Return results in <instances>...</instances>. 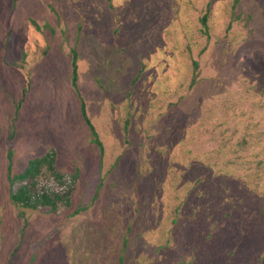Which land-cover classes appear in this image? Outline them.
I'll use <instances>...</instances> for the list:
<instances>
[{"label":"rangeland","instance_id":"obj_1","mask_svg":"<svg viewBox=\"0 0 264 264\" xmlns=\"http://www.w3.org/2000/svg\"><path fill=\"white\" fill-rule=\"evenodd\" d=\"M235 2L0 0V264H264V0ZM25 87L14 171L55 146L81 173L59 217L9 198Z\"/></svg>","mask_w":264,"mask_h":264},{"label":"trees","instance_id":"obj_2","mask_svg":"<svg viewBox=\"0 0 264 264\" xmlns=\"http://www.w3.org/2000/svg\"><path fill=\"white\" fill-rule=\"evenodd\" d=\"M239 2L236 0L234 7ZM51 10L53 7L49 6ZM54 11V10H53ZM210 10L206 9L205 14L201 18L202 33L209 38V19ZM30 24L41 34L48 35L54 34L55 29L49 24L45 23L40 25L37 21L32 18H28ZM231 24L229 25V28ZM228 28V29H229ZM9 32L7 35H9ZM63 37L67 41V32L63 31ZM6 43L10 40L9 37L6 38ZM71 54V85L76 92L79 99L80 113L81 116L88 127L91 135V143L94 144L100 151L101 154L104 153V145L101 141L100 135L93 124L91 118L88 114L87 104L84 97L81 95L78 87L79 79V54L76 47L70 50ZM193 73L190 82V87H193L198 80L199 76V62L193 61ZM141 71H139L132 82L134 84L138 81ZM28 88L23 90V98L15 105V115L11 121V126L8 131L6 145H7V174L9 183V198L11 203L18 208L19 216L24 215V210L30 211H44L49 215L62 216L64 213L69 211L73 206V197L77 191L79 180L81 178V173L78 169L73 172L65 171L58 167L59 154L55 147H48L47 151L39 157L30 159L27 166L19 172L14 171V158H15V137L18 133L16 122L18 118L21 105L25 99V95ZM127 128V126H126ZM97 199L94 196L93 201ZM90 205L79 207L74 215H77L88 209ZM121 262V261H120ZM182 264H187L183 262Z\"/></svg>","mask_w":264,"mask_h":264},{"label":"crops","instance_id":"obj_3","mask_svg":"<svg viewBox=\"0 0 264 264\" xmlns=\"http://www.w3.org/2000/svg\"><path fill=\"white\" fill-rule=\"evenodd\" d=\"M35 30H36V29H35ZM36 31H37V30H36ZM37 32H38V31H37ZM38 33H40V32H38ZM40 34H41V33H40ZM42 35H44V34H42ZM6 38H7V35H6ZM23 56H24V58H25V57H26V54H24ZM10 65H15V64L10 63ZM16 65H17V64H16ZM21 65L23 66V64H21ZM17 66H18V65H17ZM19 67H20V66H19ZM25 88H28V87H25ZM23 90H24V89H23ZM27 92H28V91H27ZM26 94H27V93H26ZM25 97H26V95H25ZM22 98H23V94H22V97L19 99V101H20ZM19 101H18V102H19ZM24 101H25V99H24ZM24 101H23V102H24ZM18 102H17V103H18ZM14 115H15V113H14ZM18 115H19V114H18ZM17 120H18V118H17ZM49 147H50V146H49ZM53 147H55V146H53ZM55 148H56V147H55ZM47 149H48V148H47ZM56 149H57V148H56ZM46 151H47V150H46ZM57 151H58V149H57ZM58 154H59V151H58ZM58 161H59V160H58ZM58 167H59V166H58Z\"/></svg>","mask_w":264,"mask_h":264}]
</instances>
